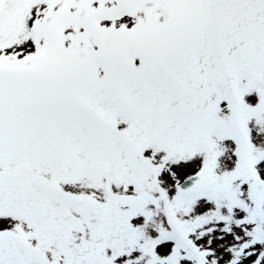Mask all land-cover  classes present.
I'll use <instances>...</instances> for the list:
<instances>
[{"label":"snow or ice","instance_id":"6c2138e0","mask_svg":"<svg viewBox=\"0 0 264 264\" xmlns=\"http://www.w3.org/2000/svg\"><path fill=\"white\" fill-rule=\"evenodd\" d=\"M0 264H264V0H0Z\"/></svg>","mask_w":264,"mask_h":264}]
</instances>
